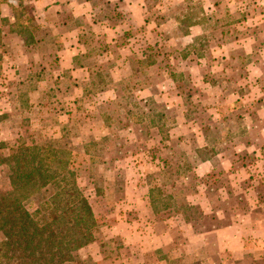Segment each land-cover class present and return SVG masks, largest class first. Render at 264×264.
Masks as SVG:
<instances>
[{
  "label": "rangeland",
  "instance_id": "rangeland-1",
  "mask_svg": "<svg viewBox=\"0 0 264 264\" xmlns=\"http://www.w3.org/2000/svg\"><path fill=\"white\" fill-rule=\"evenodd\" d=\"M143 2L144 24L121 29L106 50L103 39L85 36L73 69L63 67L64 50L0 54V193L9 191L13 152L53 148L71 164L97 219L95 241L78 251L77 264H120L113 260L131 254L166 264L216 258L214 248L183 243L187 227L195 235L233 224L224 237L261 248L264 0ZM25 6L15 13L22 22ZM111 8L119 17L127 10ZM8 62L19 68L15 75L2 66ZM148 223L168 233L163 252L151 243L143 253L119 227L134 224L142 237Z\"/></svg>",
  "mask_w": 264,
  "mask_h": 264
},
{
  "label": "crops",
  "instance_id": "crops-1",
  "mask_svg": "<svg viewBox=\"0 0 264 264\" xmlns=\"http://www.w3.org/2000/svg\"><path fill=\"white\" fill-rule=\"evenodd\" d=\"M113 2L127 9L120 14V17L115 12L118 11V8H115L111 13ZM25 5L30 8V12L26 11L28 17H26L27 15L21 17L25 21L22 22L15 13L18 11L17 9H21ZM144 7L145 3L143 0H8L7 3L2 5L3 12L0 16V21L2 22L0 25V54L2 56L9 54L22 56L28 52L32 56L54 55L61 54L60 51L64 50L62 52L65 54L64 59L67 61L63 67H66L64 69H73L74 56L78 55L84 46L81 43L82 38H85V36L92 37L97 42L103 39V48L111 47L114 40L119 38L117 34L120 33L121 29H123L122 35L128 31V25H132L130 23L135 25L145 23ZM127 12L130 13L127 14ZM114 17L118 19L119 23L117 24H120L119 27L116 23L113 24L112 18ZM6 28L10 30L6 32ZM12 29H19V31L24 29L25 33L22 35L19 31ZM28 29L32 30L28 31ZM63 38L66 39L61 42L60 39ZM28 39L30 40L29 42L34 44L30 46L27 43ZM37 46L44 47V52H38L36 49L31 50V47L36 48ZM82 53H85V51ZM100 54L104 55L103 51ZM68 58L71 59L68 60ZM5 61L9 60L5 59ZM4 65L6 70L13 72V75L19 70L17 66H13L11 63L7 65L3 63L2 66L4 67ZM119 227H123L124 231H128V237L132 240L131 243L135 237L139 239L138 242L144 245V248H141L143 253L152 248L151 243L158 244L155 249L163 252L166 243L169 241L167 232H162L161 234L151 232V228H154L151 223H148L145 227L142 237L134 232V224H122ZM233 229V224H230L228 228H224V231L211 226L209 229L204 228L200 233L193 235L190 228L187 227L184 229L186 233L184 234L183 243L190 248L194 243L197 249L210 251L213 248L216 249V258H212V256L198 258V261L204 264H214L217 261V264H264V242L261 240L256 241V243H260L263 246L258 249L247 250L248 248H244L247 241L243 240L241 235L239 238H234L232 234L230 237H224L228 231L232 232ZM145 233L146 235L143 236ZM133 248L130 247V250ZM241 251H245V253L242 254ZM217 257H220V260ZM146 259L147 256H142L141 259H138L137 257H132L131 254L125 262H120L116 259L113 261L120 264L167 263L164 258H162L163 260L161 258H153V261Z\"/></svg>",
  "mask_w": 264,
  "mask_h": 264
},
{
  "label": "trees",
  "instance_id": "trees-1",
  "mask_svg": "<svg viewBox=\"0 0 264 264\" xmlns=\"http://www.w3.org/2000/svg\"><path fill=\"white\" fill-rule=\"evenodd\" d=\"M10 159L9 191L0 193V264H77L98 225L71 164L38 146Z\"/></svg>",
  "mask_w": 264,
  "mask_h": 264
}]
</instances>
